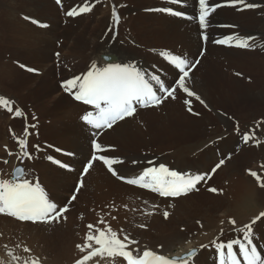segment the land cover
I'll list each match as a JSON object with an SVG mask.
<instances>
[{
    "label": "bare ground",
    "instance_id": "6f19581e",
    "mask_svg": "<svg viewBox=\"0 0 264 264\" xmlns=\"http://www.w3.org/2000/svg\"><path fill=\"white\" fill-rule=\"evenodd\" d=\"M70 1L0 0V97L9 101L7 106H0V159L2 157L3 162L7 160L6 167L0 164V180H9L10 173L6 170L22 162L24 151L29 150L27 152L30 158L23 157L26 170L22 177L30 183L38 184L57 207L60 204L65 205L69 196L68 201H74L68 204L67 211L61 218V225L66 224L64 231L70 235L69 241L77 247H83L88 235L95 236L99 231L111 229L118 239L128 245L126 250L131 251L134 256H142L145 250H150L157 255L176 260L177 264H220L222 257L218 254L216 244L239 239L238 241L248 246L243 232L247 231L245 225H250L251 246H255L258 253L264 256V216H261L264 213V168H247L248 161H241L239 153L234 152L244 147V136L248 139L252 136H243L239 131L220 132L218 137L212 135L213 144L201 145L193 157L180 153L166 156L164 150L151 143L152 135L134 143L136 133L142 135V128L153 119L161 122L169 120L170 117L194 114L210 122L225 118L226 113L222 111L227 108L224 106L226 100L231 98L226 85L207 84L196 71L197 68L202 70L201 67L204 66L203 63L200 64L203 56L213 58V61L220 59L221 64L224 61L222 66L225 68L228 62L232 64V58L225 55L236 54L241 60V51L244 52L245 48H230L227 42L220 44L216 41H227L228 37H248L254 40L264 38V0H242L235 6L230 5V0H209L211 5L219 4L220 7L210 15L209 26L203 32L198 21L199 0H179L178 3H171L169 0H79V8L69 10L85 7L90 10L82 12L77 19H66L65 13L68 9L65 7L71 4ZM249 4L255 7H247ZM162 9H171L181 15H172ZM113 10L119 17L118 23L113 21ZM245 11L251 16L247 23L242 18ZM20 15L29 18L31 22H34L31 18L42 20L41 30L17 20ZM63 18L67 23L75 24V28H70L65 34L66 29L60 28L57 23V20L59 24L63 22ZM19 28H22L20 33L17 31ZM60 29H63L61 33L58 32ZM205 36L207 39L203 38ZM157 40H162L164 44H156ZM144 42L147 48L144 47ZM161 47L168 51L163 48L158 50ZM99 49L112 50L99 53L103 54L100 56L103 61L99 68L112 64L130 65L144 76L156 95L162 98L161 101L146 107L137 105L132 117H126L108 129H95L87 125L82 117L87 111L95 112V109L78 103L73 94L66 89L60 91L52 82L58 78V70L62 74L66 72L64 66L67 64L71 63L74 68L84 71L87 63L82 66L81 60L98 58ZM169 55L189 62L186 69V87L194 93L193 96L188 97L183 90L178 89L176 81L180 73L167 61L166 57ZM105 56L113 57V60L108 63L103 58ZM233 64L235 79L231 82L235 83V93L239 92L236 99L245 103L248 100L256 105L263 104L264 90L261 86L256 89L257 87L241 82L248 64L241 61ZM84 73L79 77L83 78L87 72ZM76 75L65 73L61 77L70 80ZM153 77L159 78V85ZM63 84L61 83V87L65 88ZM160 85L166 90L160 91ZM170 87L177 89L175 98L167 94ZM75 91L73 89L72 93ZM9 107L11 111L8 110ZM16 110L21 115L17 116ZM94 139L103 146L101 151L96 152L97 155L117 161L112 165L117 176L99 160L93 161L87 174L84 173L85 166L92 159ZM19 140L27 142L26 149H21L17 142ZM36 143L38 148L33 147ZM223 157L226 158L225 161L219 167L215 166V175L212 174L215 191L205 193L202 189L200 196L189 195L192 211L194 209L197 213L195 215L187 209L188 205L183 201L188 198V193L199 186L211 185L207 183L209 180L204 182L207 180V170L200 166L211 162L212 168L214 162L222 160ZM250 158L252 160L253 157ZM160 164L170 170L192 176L199 175L204 179L184 194V198L181 195L174 198L161 197L158 193L118 179V176L137 177L145 168L158 167ZM190 166L192 168L188 169ZM245 171L256 172L258 177ZM244 172L246 178L242 175ZM216 190L219 199L216 198ZM200 201L202 204L203 201L207 203L201 205ZM164 212L169 214L167 218ZM233 220L234 225L230 223ZM88 225L93 227L89 228ZM191 233L197 236L192 238ZM220 234L223 235L222 239ZM71 235L74 236L73 239ZM125 236L129 238L127 241H124ZM45 241L50 243L49 240ZM0 243V246L8 243L2 224ZM87 243L92 246L81 252L82 255L99 248L94 241ZM2 249L4 250V246L0 248V252ZM193 249H196V253L192 258L180 259L182 254ZM233 251L238 255L239 246L234 245ZM43 256L45 259L46 253ZM94 259L101 264H127L123 257H110L106 252L97 253L86 264ZM239 259L243 263V258Z\"/></svg>",
    "mask_w": 264,
    "mask_h": 264
},
{
    "label": "snow or ice",
    "instance_id": "6c2138e0",
    "mask_svg": "<svg viewBox=\"0 0 264 264\" xmlns=\"http://www.w3.org/2000/svg\"><path fill=\"white\" fill-rule=\"evenodd\" d=\"M169 2L178 3L179 0H169ZM241 2L242 0H230V5L235 6ZM218 7H220L219 4L211 5L209 0H199L198 21L202 32L208 28L209 17ZM247 7L253 8L255 5L249 4ZM89 10V8L85 7L81 8L79 12L82 13ZM162 11H167L176 16L181 15L180 12H173L171 9H162ZM77 14L79 13L76 10L67 13L68 16ZM112 17L114 22H119V17L115 10H113ZM203 38L207 39L206 36ZM226 42L228 46L238 48H247L250 46L248 37H228L227 41H216V43L220 44ZM166 59L180 73L176 81L178 89L183 90L188 96H193L194 93L186 87V78L188 77V71L186 69L189 67V62L171 55L167 56ZM152 79L158 85L160 84L158 77H153ZM62 86L70 94H73V98L76 101H81L95 109V112L87 111L82 117V120L87 125L95 129L111 128L118 121L124 120L126 117H132L137 105L146 107L158 104L162 99L156 95V92L145 80L144 76L130 65L122 66L120 64H112L104 68H95L93 66V70L88 71L83 78L75 77L67 80ZM73 89H76L75 93H72ZM159 90L165 91L166 89L163 85H160ZM176 90H167L168 96L175 98L174 93ZM8 104L9 101L7 99L0 97V106H7ZM8 110L11 111L12 109L9 107ZM16 115H21L19 110H16ZM247 139L248 137H245V141ZM17 142L21 149L27 148L26 141L19 140ZM92 148V159L85 166L84 173L87 174L92 167L93 161L99 160L108 167V170L114 176H117V172L112 167L117 161L104 155H97L96 152L101 151L103 146L97 143L95 139L92 141ZM24 156L30 158L26 150L24 151ZM54 162L60 163L59 161ZM22 172L23 169L16 168L10 180H0V214H7L20 221L35 222L37 220L55 219L58 215L67 211V208L58 211L57 205L46 197L44 191L38 184L30 183L27 179L21 178ZM251 175L256 176V173L252 172ZM118 179L125 181L129 185L158 193L161 197H178L191 191L204 177L179 173L170 170L164 164H160L158 167L145 168L137 177L127 178L118 176ZM210 191H215V189H210ZM168 215L167 212H164L166 218ZM261 216H264V213H261ZM230 223L234 225L235 221H230ZM252 223L254 224L255 220ZM88 227L92 228L93 225H88ZM245 228L247 231L243 232V235L245 240L248 241V246L238 240H230L226 244H216L218 254L222 257L220 264H241L239 257L243 258V264H264V256L258 253L255 246H251V226L245 225ZM128 239L127 236L124 237V241ZM86 241H94L95 245H99V248L83 256V259L77 261V264H84V261H88L92 256L104 252L110 257H123L127 264H177L176 260L166 258L164 255H157L150 250H145L142 256H134L131 251L126 250L128 245L118 239L116 233L111 229L99 231V234L95 236L88 235ZM87 242L83 247L78 245V248L82 252L92 246ZM132 243L136 242L132 241ZM234 245L239 246L238 255L233 251ZM225 248L227 249L226 252L224 251Z\"/></svg>",
    "mask_w": 264,
    "mask_h": 264
},
{
    "label": "rangeland",
    "instance_id": "374dc122",
    "mask_svg": "<svg viewBox=\"0 0 264 264\" xmlns=\"http://www.w3.org/2000/svg\"><path fill=\"white\" fill-rule=\"evenodd\" d=\"M70 2H71V4L69 3L65 7V8L68 9V11L65 13L66 14V19L67 18L77 19L80 16V14H81V12H79V10H76L79 13L76 16L74 15V16L71 17V16H68L67 13L69 11H71L69 9L75 8V7L77 8L80 1L79 0L78 1L77 0H71ZM70 5H72V7ZM145 11L147 12V7H146ZM242 15H243L242 18L244 19L245 23L250 21V19H251L250 17L251 16L249 15V13H247V11H245ZM259 16L261 17V14H259ZM16 19L19 20L20 22L29 24L30 26H32L33 28H35L37 30H41L40 29L41 28L40 24H41L42 20H40L38 18H31V20H34V22L33 21L32 22L29 21V18H25L22 15L17 16ZM62 20H63V22H61L60 24H59V20H57V23L60 26V28H63V29L65 28L66 29V32H64V34L68 33L70 28H72V27L75 28V24H70V22L67 23L64 20V18ZM63 29H60L58 32L61 33L63 31ZM21 30H22V28L17 29L18 33H20ZM134 35L137 36V34H134ZM260 39L254 40L252 38H249L250 46L245 48V50L243 49L244 52L241 51L242 52V54H241L242 58L240 57L241 60H239L238 57H236L237 56L236 54H231L230 53L231 56L225 55V56H228V58H230V57L232 58V64L230 62H228L229 63L228 66H227L228 68L227 67L225 68V67L222 66V64L223 65L225 64L224 61H221V62H223L221 64L220 63V59H218L217 61H216V59H214V61H213V58H209V57H206V56H203L202 57L203 60L201 59V62H200V64L203 63V65H204L203 67H201L202 70H199L197 68V67H200V66L196 67L198 71H196V68H195L196 74L199 75L200 77L204 78L203 81L204 82L206 81L207 84L220 85V86L221 85H223V86L226 85L225 87H227V92L230 94L231 98L229 100H226L227 102L224 105V106H227V108L225 109L226 111L225 110L222 111V112L226 113L225 118H223V116H222L223 113H222V115H220V116L223 119H218L216 121L213 120L211 122L200 118L198 116V114L182 115L183 117H173V118L170 117L169 120L161 121V122L157 121L158 119H153L151 121H148L146 126H144L146 130L144 129V127L142 128V131H141L142 135L139 136L138 132L136 133L137 136L135 137L136 138L135 142L134 141L133 142L137 143L139 141H142L145 138V136L148 137V136L152 135L151 138H153V139H151V143H153V145H157L160 149L164 150V153H166L165 154L166 156H170V154H174V153H180V154H183V155H187L189 157H193V155H194V153H195V151L197 149L201 148L204 145L205 146H209V145L213 144L214 141H212L213 140L212 137L215 136V135L217 136L220 132L222 133L223 131L224 132H229V131H237L238 132L239 131V133H242L243 136L245 134L246 136H252V137L250 139H247V141H245V136H244V147L242 148V150L241 149L238 150V151L234 150L235 154L239 153L241 161H244V160L248 161L247 168H249V169H253L254 167L255 168H260V169H261V167L264 168V102H263V104H261L262 105L261 106L259 104L256 105V103H252V101L249 102L248 100H245V101H247L245 103V102H241V101L237 100L236 96L239 94V92L236 91V93H235V88H234V84L235 83H232V82H234L233 80L235 79L234 66H233L234 64L233 63L236 62V61H241L245 65L248 64V67L245 68V71L243 72V76L241 77V82H243L245 85L253 86L254 88L257 87L256 89H259V86H261V89L264 90V88H263V86H264L263 85L264 84V38H260ZM141 42H143V41H141ZM158 43L159 44L160 43L164 44V42H162V40H157L156 44H158ZM145 44H146V42H144V45ZM58 46H60V45H58ZM144 47L147 48L146 45ZM229 47L232 48L233 46H229ZM25 48H26V46H25ZM162 48L167 50L164 47H161L158 50H161ZM251 49H252V51H251ZM102 51H112V50L99 49V51H97L98 58H93L92 57L90 60L89 59L81 60L80 64L82 66L86 65V63H87L86 68H85L84 71L82 69H78V67L74 68V65L70 63V64H67V65L64 66L66 68V69H64V72L66 71L65 73H68V74L72 73L73 75H76V73H78L76 75V77H79V76L82 77V75L85 74L84 72H88L90 68L91 69L93 68V66H95L96 68L101 67L102 66V62L101 61H103V60L100 58V56L103 55V54L99 55V53H102ZM253 52H254V55L256 57L254 55H252ZM260 52L261 53L263 52V53L261 54ZM54 55L56 56L57 53H55ZM258 56L260 58H258ZM256 59H258V60H256ZM259 59H261V60H259ZM251 61H253V62H251ZM257 63H259V64H257ZM215 64H216V67H215ZM217 64H219V65L217 66ZM258 67H260V68H258ZM217 68H218V70H217ZM261 68H262L263 72L261 71ZM73 69H75V70H73ZM213 69H215V70L213 71ZM236 69L239 70L238 68H236ZM77 70H78V72H77ZM74 71H76V73ZM218 72H219V74H218ZM65 73L62 74L60 72V70H58V75L56 76L58 78H55L56 81H53L52 82L53 84L51 83L53 86L56 85L59 88L60 91H62V90L64 91V89H65V88L61 87V83H64L65 81H67L66 79L62 78L63 77L62 75H65ZM73 78H75V76ZM217 79H218V81H217ZM231 80H232V82H231ZM61 81H63V82H61ZM220 82H222V83H220ZM172 88L173 87H170L169 90H172ZM45 91H47V89H45ZM49 97L51 98V96H49ZM188 97H191V96H188ZM216 97L218 98L217 95H216ZM68 98L70 99V97H68ZM189 99H191V98H189ZM221 99H222V97H221ZM35 101H36V99H34L33 102H35ZM27 104H30V103H27ZM187 109L190 110L189 108H187ZM183 111H184V109H183ZM217 112H218V114H220L219 111H217ZM185 113H187V112H185ZM198 118H200V119H198ZM214 121H215V123H214ZM155 126H156V128H155ZM220 126H222V127H220ZM161 139H163V140H161ZM164 142H165V144H163ZM36 144H34L33 147L38 148L37 147L38 144L37 145ZM245 144H247V145H245ZM259 145H260V147H258ZM5 147H7V146H5ZM153 147H155V146H153ZM33 149L36 150L35 148H33ZM5 151H6V149H5ZM27 151H29V150H27ZM19 153L22 154V152H19ZM23 157L24 156H22V159H21L22 162H20L19 164H16L12 168L6 170L7 173L8 172L10 173L9 180L12 178L11 173H12L13 169H15L16 167H21L23 169L24 175H25V170L26 169H25V166H24V163H23V159H24ZM250 157H253L252 160H251ZM225 159L226 158L223 157L222 160L220 159L218 162L217 161L214 162V166L213 165L211 166L212 168H210V163L211 162L209 164L203 163L200 166L201 168L207 170L206 178H205L207 180L206 181L204 180V182L206 183L209 180L210 182L208 181L207 183H211V185L210 186H205V187L199 186L198 187L199 189L197 188L195 191H192L190 194L188 193L186 195V196H188V198L185 199L183 202L187 203V205H188L187 209L188 210L192 211V206H191V201H190L191 197L190 196H193V195L200 196L199 193L202 191V189L204 190L205 193L213 192V191H210V189H215L214 184H213L214 183V177H212L213 175H215L214 174L215 170H216L215 166L217 167V165H220L221 161H225ZM6 162H7V160H6ZM6 162H3V158L1 157L0 164H2L4 167H6L7 166ZM207 165H209V166H207ZM190 168H192V166L188 167V169H190ZM245 172H251L252 173L253 171H245ZM245 172L242 174L244 177H245ZM24 175H23V177H24ZM228 176H232V174H228ZM256 176L258 177L257 173H256ZM23 177H22V179H23ZM0 178H1V173H0ZM72 194H74V191H73ZM224 194H225V192H224ZM181 197L184 198L183 195H181ZM68 198H70V196ZM68 198H67V201L65 202L66 206L64 204H60L57 207L58 211L60 209L67 208L69 203L70 204L74 203V201L72 203L69 202ZM216 198L219 199V193H218L217 190H216ZM203 202L204 203L202 204L201 201H200L201 205H206L207 201H203ZM65 212H63L60 215H58L55 219H50V220L47 219V220H43V221H38L37 220L35 222H33V221H20V220L14 218L12 216H9V215L6 216L5 214H0V224H2V226L4 227V234H5L7 242H8L7 244H4V245L0 246V248L4 246V250L2 249V252H0V256H1L0 264H1V261H2V264H17V263L18 264H22V263L23 264H38L39 262H40L39 264H68V263L69 264L70 263L71 264H77V261L82 260L83 258H81V256L83 257V255L85 256V254L82 255L83 252L80 250V248H78L76 244H72V242L69 241L68 237L70 235L67 232L64 231V227H65L66 224L61 225L62 220H63V219L61 220V218L65 214ZM192 212L195 215H197V213H196V211L194 209H193ZM216 215H219V214H216ZM9 218H10V220H9ZM61 228H62V230H60ZM222 234H220L221 239L223 237ZM194 235L192 233L190 234V236L192 238L197 236L195 233H194ZM71 236H72V239H73L74 236L73 235H71ZM8 237H9V239H8ZM45 240H49L50 243L48 241H45ZM85 240H86V238H85ZM234 240H236V239H234ZM0 244H2V243H0ZM44 244L46 246H44ZM61 245H63V246H61ZM41 247H43V248H41ZM25 249H27V251H25ZM42 249H44V250H42ZM88 249L89 248H87L86 250H88ZM53 250L56 251V252L54 253ZM45 253H46L45 259H43L44 258L43 255H45ZM51 254H53V255H51ZM115 257L121 258L119 256H115ZM49 258L51 259V262L50 261L48 262V260H50ZM18 259H21V260L19 261ZM73 260H75V261H73ZM71 261H73V262H71ZM92 261L93 260H91L90 264H94V262L96 264L97 263L101 264V263H99L100 261L96 262L95 259H94L93 262ZM84 264H86V261H84Z\"/></svg>",
    "mask_w": 264,
    "mask_h": 264
},
{
    "label": "water",
    "instance_id": "95a60500",
    "mask_svg": "<svg viewBox=\"0 0 264 264\" xmlns=\"http://www.w3.org/2000/svg\"><path fill=\"white\" fill-rule=\"evenodd\" d=\"M104 58V60L106 61V62H110L111 60H113V57H103ZM16 168H21V167H16ZM15 168V169H16ZM15 169H13V171H12V173L14 172V170ZM22 169V168H21ZM12 173H11V175H12ZM23 174H24V171L22 172V174H21V178H22V176H23ZM196 253V251L193 249V250H191V251H189L188 253H185V254H182L181 255V257H180V259L182 260V259H189V258H192L193 256H194V254Z\"/></svg>",
    "mask_w": 264,
    "mask_h": 264
}]
</instances>
